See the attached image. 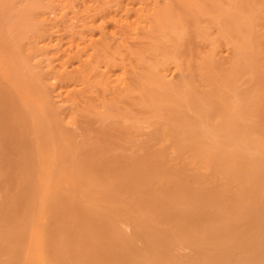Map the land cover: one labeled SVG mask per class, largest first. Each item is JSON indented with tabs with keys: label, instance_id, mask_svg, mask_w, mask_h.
<instances>
[{
	"label": "bare ground",
	"instance_id": "obj_1",
	"mask_svg": "<svg viewBox=\"0 0 264 264\" xmlns=\"http://www.w3.org/2000/svg\"><path fill=\"white\" fill-rule=\"evenodd\" d=\"M0 1V264H264V0Z\"/></svg>",
	"mask_w": 264,
	"mask_h": 264
},
{
	"label": "rangeland",
	"instance_id": "obj_2",
	"mask_svg": "<svg viewBox=\"0 0 264 264\" xmlns=\"http://www.w3.org/2000/svg\"><path fill=\"white\" fill-rule=\"evenodd\" d=\"M17 1H18V0H13V2H10V3H12L13 5H12V6H11V5H8V7L11 6L12 8H14V9H12V10H15V11H16V9L18 10L21 6H22L21 8H23V9L26 8V9H27V5H25L27 1H26V2H24V0H23V1H20V0H19V2H17ZM41 1H43V0H41ZM0 2H1V1H0ZM7 2H8V0H7ZM21 2H22V3H21ZM23 3H24V4H23ZM42 3H43V2H42ZM15 4H17V6H16ZM18 4H20V6H19ZM5 5H6V4H4V7H5ZM14 5H15V6H14ZM18 6H19V7H18ZM1 7H2V6H1ZM4 7H3V8H4ZM8 7H7V8H8ZM11 7L9 8L10 10H11ZM0 9H1V8H0ZM9 9H8V10H9ZM4 10H5V9H4ZM12 10H11V15L9 14L10 17H8V15H7V17H4V19H5V18H6V19L9 18L8 20L13 19L12 21H14V20L16 21V19H17L16 16L19 17V16L17 15L18 13H16V12L14 13V11H12ZM19 10H20V9H19ZM21 10H22V9H21ZM24 10H25V9H24ZM24 10H23V11H24ZM27 11H28V10H27ZM12 12H13V13H12ZM21 12H22V11H21ZM2 13H4V12H2ZM22 13H23V12H22ZM24 13H25V12H24ZM27 13H28V12H27ZM5 14H6V13H5ZM13 14H14V15H13ZM15 14H16V15H15ZM3 15H4V14H3ZM3 15H1V16H3ZM19 15H21V14H19ZM23 15H25V14H23ZM23 15H22V16H23ZM27 15H28V14H26V16H27ZM4 16H6V15H4ZM12 16H14V17L12 18ZM23 17H24V16H23ZM14 18H16V19H14ZM34 18H35V17H34ZM0 19H1V18H0ZM2 19H3V18H2ZM6 19H5V20H6ZM25 19H26V18H25ZM8 20H6V21H8ZM19 20H20V19H19ZM34 20H35V19H34ZM0 21H1V20H0ZM15 21H14L13 23H16ZM21 21H22V20H21ZM3 22H4V21H3ZM9 22H10V21H9ZM17 22H18V21H17ZM0 23H1V22H0ZM5 23H6V22H4L3 25L8 26V25L5 24ZM10 23H12V22H10ZM20 23H21V22H20ZM1 25H2V23H1ZM3 25H2V26H3ZM13 25H14V24H13ZM2 26H1V27H2ZM10 26H11V25H9V27H10ZM9 27H8V28H9ZM2 28H4V27H2ZM8 28H7V29H8ZM9 29H10V28H9ZM12 29H13V28H12ZM14 29H16V28H14ZM2 30H3V29H2ZM4 31L7 32V30H4ZM14 31H15V30H14ZM11 33H12V32H11ZM13 33H14V32H13ZM15 34H16V32H15ZM15 34H14V35H15ZM193 60H194V59H193ZM193 60H192V63H193L194 61H195V62L197 61V59L194 60V61H193ZM192 73H193V75H194L195 72H192ZM195 74H196V73H195ZM195 77H196V76H195ZM174 79H176V80L179 79V82H180V83L182 82L181 78H177V77H175ZM174 79H173V80H174ZM193 79H194V78H193ZM176 80H174V82H175ZM177 82H178V81H177ZM178 84H179V83H175V85H178ZM95 126H96V125H95ZM95 126H94V127H95ZM97 126H99V125H97ZM97 126H96L95 128H97ZM76 132L78 133L79 130H77Z\"/></svg>",
	"mask_w": 264,
	"mask_h": 264
}]
</instances>
